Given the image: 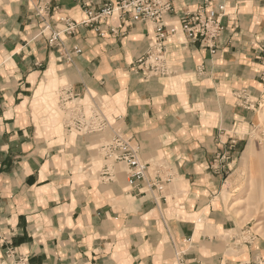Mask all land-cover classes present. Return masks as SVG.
<instances>
[{
  "label": "crops",
  "instance_id": "0c3cea01",
  "mask_svg": "<svg viewBox=\"0 0 264 264\" xmlns=\"http://www.w3.org/2000/svg\"><path fill=\"white\" fill-rule=\"evenodd\" d=\"M39 1L0 0V264H13L9 252L28 264H175L176 248L188 264H264V239H241L218 198L219 159L242 140L232 133L247 117L239 105L264 89V0L212 3L226 5L214 54L179 30L203 0H175L164 19L178 29L165 42L172 73L155 79L133 70L152 25L115 15L50 46L36 38ZM42 1L53 30L85 18L81 0ZM62 87L83 97L85 116L97 111L111 125L68 132L55 111ZM114 130L150 180L167 181L162 192L105 157Z\"/></svg>",
  "mask_w": 264,
  "mask_h": 264
},
{
  "label": "built area",
  "instance_id": "2783aa9c",
  "mask_svg": "<svg viewBox=\"0 0 264 264\" xmlns=\"http://www.w3.org/2000/svg\"><path fill=\"white\" fill-rule=\"evenodd\" d=\"M98 0H81L85 18L80 23L60 19L61 28L52 29L48 19L49 7L40 0L34 7V14L40 20V29L36 38L43 37L50 46L58 47L62 43L61 35H72L79 26L100 27L106 19L117 15L121 18L127 17L133 23L150 24L153 27L152 41L143 56L139 57L134 64L133 70L140 72L145 79L165 78L171 75L172 70L167 64L166 40L178 32L172 25L165 24L164 19L174 12L175 0H106L98 4ZM216 0H203L202 5L194 12H186L180 24V32L192 43L205 44L210 53L216 51V41L223 32L222 18L226 13V5L221 2L213 6ZM47 33V34H46ZM102 36V34H100ZM80 53L79 49H74ZM67 61L71 58L67 56ZM83 97L74 93L69 88H59L57 92V105L64 112L65 129L68 132H77L82 135L102 132L111 123L105 120L99 112L92 111L87 117L81 105ZM114 130L109 143L101 146V151L106 158H112L115 163H120L128 168L130 180L144 181L149 188L162 192L167 181L155 177L150 180L147 177L148 165L141 163L134 148L129 147V142L123 141ZM119 151V152H117ZM102 182H110L112 179L111 169L107 165L100 172ZM184 251L176 248L174 250L175 264H188L184 260ZM13 264H28L23 256H16L9 252Z\"/></svg>",
  "mask_w": 264,
  "mask_h": 264
},
{
  "label": "rangeland",
  "instance_id": "374dc122",
  "mask_svg": "<svg viewBox=\"0 0 264 264\" xmlns=\"http://www.w3.org/2000/svg\"><path fill=\"white\" fill-rule=\"evenodd\" d=\"M258 51L263 67L259 79L264 84V44ZM243 100L239 106L247 117L232 126V133L242 140L228 156L219 159L224 169L218 198L222 213L239 231L240 238L252 243L264 239V89L253 102ZM55 111L59 118L64 114L57 104Z\"/></svg>",
  "mask_w": 264,
  "mask_h": 264
}]
</instances>
